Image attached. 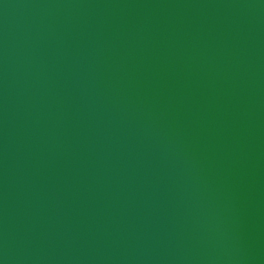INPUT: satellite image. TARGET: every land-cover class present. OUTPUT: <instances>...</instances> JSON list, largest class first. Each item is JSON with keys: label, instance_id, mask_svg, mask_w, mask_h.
Returning <instances> with one entry per match:
<instances>
[{"label": "water", "instance_id": "obj_1", "mask_svg": "<svg viewBox=\"0 0 264 264\" xmlns=\"http://www.w3.org/2000/svg\"><path fill=\"white\" fill-rule=\"evenodd\" d=\"M0 264H264V0H0Z\"/></svg>", "mask_w": 264, "mask_h": 264}]
</instances>
